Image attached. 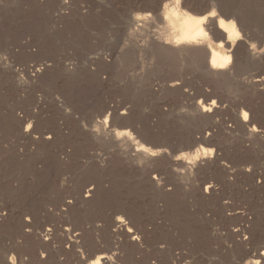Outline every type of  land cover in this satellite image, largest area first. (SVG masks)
I'll return each mask as SVG.
<instances>
[{
	"label": "rangeland",
	"instance_id": "374dc122",
	"mask_svg": "<svg viewBox=\"0 0 264 264\" xmlns=\"http://www.w3.org/2000/svg\"><path fill=\"white\" fill-rule=\"evenodd\" d=\"M172 2L0 0V264H264V60L247 54L264 0L222 1L246 30L221 81L148 46Z\"/></svg>",
	"mask_w": 264,
	"mask_h": 264
},
{
	"label": "bare ground",
	"instance_id": "6f19581e",
	"mask_svg": "<svg viewBox=\"0 0 264 264\" xmlns=\"http://www.w3.org/2000/svg\"><path fill=\"white\" fill-rule=\"evenodd\" d=\"M216 1L218 4L209 2L210 6L209 4L208 6L210 7V10L207 12L204 11L206 12L205 14L203 13L202 15L200 14L196 15L190 11L192 8L190 9L187 6L186 0L183 1L173 0L171 4H168L166 6L164 12L161 11L163 12L164 25L160 29H158L154 34L151 33L149 35L150 41L147 43L148 46L150 48L163 51L164 54L166 53L167 54L166 56L168 57L179 58L181 60H187L190 59L191 57L200 56L202 60L199 63L198 68L204 73V75L206 76V77L204 76L205 78H210V79L215 78V80L217 79L220 81L221 79L233 80L235 76H237L236 73L238 72L236 68L238 66L236 65L239 59L237 57L236 46L238 44L240 45L243 42L241 41V39H243L244 34L241 33L246 30V29L244 30L245 26H243V24L245 23H242V20L240 19L241 17L240 18H237V16L233 17V15H230L229 13H226V11H224L225 5L222 2L223 0H216ZM157 15L159 16L160 14L158 13ZM145 17H151V16L148 13V15L146 14L144 18ZM136 18L137 17H135V19ZM138 18L141 19L140 15L138 16ZM140 21H142V19ZM150 24L152 23L150 22ZM242 45L245 46L244 42ZM247 49H248L247 50L248 60L251 62L253 61L262 64L264 60V54H263L264 52L257 51L255 48L252 47H249ZM196 61H200V60H196ZM186 81H188L187 78L179 74L177 75L174 70H170L165 74L166 87L169 89L175 88L176 91L183 92L184 91L183 88L185 85L184 83H186ZM250 81L246 82L247 83L246 86H249ZM251 84H253V86L250 85L249 87L252 88L254 86L258 88H260L259 86L264 87V76L254 78L251 81ZM185 91L187 92V90ZM206 94L208 93L206 92ZM210 105L211 106L209 108L203 106V109L210 110L211 107L214 106V102H212ZM243 119L244 121L247 120L249 121L248 114L245 111L243 112ZM107 126H108L107 122H105V127ZM252 130L253 131L256 130V127L254 125L252 126ZM121 133L123 134V136L127 138L133 137L131 136V132L127 130ZM138 145L134 150L137 154L136 156L141 158L152 156L153 150L150 152L149 149H146L143 146L138 147ZM117 221L122 223V220L120 218ZM95 257L96 258L91 262V264H112L111 257L108 254H106V252L96 255ZM4 264H15V263L12 261L11 262L7 261V263L5 262Z\"/></svg>",
	"mask_w": 264,
	"mask_h": 264
}]
</instances>
